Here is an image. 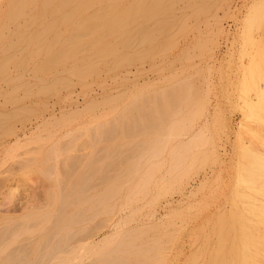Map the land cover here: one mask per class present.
I'll return each instance as SVG.
<instances>
[{
    "label": "rangeland",
    "instance_id": "rangeland-1",
    "mask_svg": "<svg viewBox=\"0 0 264 264\" xmlns=\"http://www.w3.org/2000/svg\"><path fill=\"white\" fill-rule=\"evenodd\" d=\"M3 1H0V204L3 205H0V231L7 232L6 236L10 237L11 232L20 226L24 225L23 227L27 228V226L34 225L36 219V226H33L28 234L17 238L19 241H16V244L23 240H26L24 243L32 240L38 243L41 240V243H44L55 234L53 233L55 231L47 229L49 226L44 222L50 221L49 223L54 225L60 223V215L56 213H60L58 209L60 202H57L56 198L58 195L56 191L60 189L52 185L51 181L46 182L45 177L49 175V172L52 175L60 173L64 160L62 159L64 155L60 156L61 148L70 143L68 134L76 133L81 134V139L85 138L77 145L78 148L70 153L72 158L80 160L78 161L79 167L89 160L90 156L105 162L104 166L108 163L109 168L103 171L104 174L95 178L97 179L95 184L98 185L99 182L101 184L98 185V190H105L107 187L105 182L102 183L101 178L104 180L112 176L113 179L118 176L122 180L113 182L109 186L113 189L124 186L122 191L123 193L128 191L127 196L130 194V189V191L133 189V195L135 194L133 199L130 197L132 192L129 196L135 204L130 203L132 200L127 199V196H121L124 200H121V197L115 200L114 205L118 207L113 205L115 208L113 207L114 211L112 210L113 213L111 212L109 217H97L91 223H83L84 233L88 230L92 232L95 229L93 226L97 225L101 232L102 230L104 232L118 222L122 223L120 232L124 233L131 226L142 221L149 222L147 226L155 221L156 223L154 225L152 223L148 228L149 231H146L148 236H152L157 228L163 229L168 243L162 251V259L157 264H246L245 259L250 260L253 246L251 238L246 237L248 240L245 241L246 239H242L243 236L240 235L246 236L244 228H247L250 234L260 227L264 228V224L257 227L254 222V220L259 221L264 218V205H261L264 204V189L262 190L264 183L259 184L260 189L258 185L250 187L249 184L241 181L240 175L243 171L242 158L239 153L242 147H246L264 158V0H211L210 14H201L197 19L188 17L185 31L180 34H172L171 31L168 35L171 37L166 39H169L168 42L151 58L134 61L108 74L100 71L92 75L93 77L90 75L84 85L72 78L71 88L68 90L61 88L57 94L47 96L37 93V84L31 87L22 85L25 83L22 81H33L30 76V65L35 59L33 56L40 52L41 48L32 44L29 37L24 38L19 45L16 40L21 30L26 28L36 30L37 26L30 22V16L18 17V21H13L14 9L23 8V5L15 1L14 5L10 6L6 0ZM10 8H13L12 15L9 12ZM183 8L185 5L180 2L178 9L181 11ZM219 24L223 31H219ZM209 55L211 56L208 57ZM44 60L41 57L36 62L41 65L44 64ZM212 61L214 68L212 67L209 72L207 65ZM209 74L211 85L208 84ZM41 77L44 82L50 78L46 74H42ZM98 78H101L103 85L99 84ZM131 97L134 98L133 101L129 100ZM136 98L150 114L144 117L146 127H150L149 131L146 127L142 130L136 127L139 132L128 133L129 137L132 135L128 144L118 146L110 152L104 147L105 142L103 141L106 140L104 134L102 136L104 139L99 145L95 148L90 146L88 135L91 132L86 128L105 122L110 118L113 110H119L126 103L134 105ZM151 98L153 101L150 100ZM258 98L260 103L256 102ZM243 106L245 108L247 106L246 109L252 106L253 109L249 111L250 109L246 110ZM241 107L245 109V113ZM242 124L246 127H242ZM131 125L133 123L129 124ZM173 127L178 128L176 131H181L172 133ZM156 129H159V132L163 130L160 137L164 142L162 141L163 143L159 145L162 147L159 158L149 161L141 168L127 170L126 166L131 155L137 152L135 150L147 145L153 138V131H157ZM247 133L249 136L246 135ZM241 140L242 143H239ZM48 142L53 146L52 144L50 146ZM54 145H57L55 147L58 149L57 154L48 163L49 166L55 163L56 166L46 172L48 164L43 163V154L49 148H54ZM185 147L188 149L183 150ZM61 153L64 154L63 151ZM107 155L110 156L105 159ZM153 162H157L158 166H155L157 167L155 171L153 170L155 174L150 172V167L148 168ZM112 168L116 171L111 170ZM145 169H148L146 172L151 173L149 177L151 180L148 183L150 185L145 188L147 196L143 191L137 192V185L132 184L146 175ZM61 170H63L62 167ZM134 170L137 171L136 173L139 172L141 177L138 173V178ZM142 172H144L143 176ZM129 173L132 175H128ZM152 175H154L153 178H151ZM125 176H127L126 179ZM43 178H45L44 181ZM129 178L134 181H127L130 180ZM155 180L157 183L161 182L162 186L160 183L157 185ZM117 182L119 184L121 182L120 186ZM127 182L132 186L130 187ZM189 192L193 193L187 198L185 195ZM6 195L9 196V205L3 201ZM47 195L51 197L46 198ZM125 198L126 202L130 201V204H126ZM30 200L34 208L30 207L27 210L25 209L26 202ZM45 200H49V203ZM117 201H122L124 206H121V203L119 206ZM242 202L246 205H242ZM7 206L16 207V211L6 218L4 210ZM241 208L244 210L241 211ZM248 212H251L250 216L246 214ZM218 216L220 218H217ZM240 216L241 219L249 218V221L252 219L253 223L250 222V224L246 220L250 225L246 226L247 223L244 225L246 221L242 223ZM9 217L11 219H8ZM104 219L109 221L106 224L107 227L110 225L108 228L103 226ZM222 226L225 228L223 229ZM6 228L11 229L8 230L9 233ZM250 234L248 233L247 236ZM234 237L235 239H232ZM243 242L245 245L246 242L248 244L247 247L243 245L244 249L241 245ZM15 245L11 246V249ZM110 246L111 244L103 245V248L97 251L100 252ZM248 249H251L250 258L246 255L247 253L242 256V253L247 252ZM95 250L80 251L77 249L70 264H97L94 262ZM2 261L0 260V264H5V261ZM15 263L20 264L18 261L13 264Z\"/></svg>",
    "mask_w": 264,
    "mask_h": 264
},
{
    "label": "bare ground",
    "instance_id": "bare-ground-1",
    "mask_svg": "<svg viewBox=\"0 0 264 264\" xmlns=\"http://www.w3.org/2000/svg\"><path fill=\"white\" fill-rule=\"evenodd\" d=\"M0 1H3V0H0ZM6 1L8 2V4L10 6L14 5L15 1H16V3H21L23 5V8L14 9V14L12 17L13 21H18V17L30 16L31 17L30 22H32L33 24H36V26H37L36 30H28L27 28L24 30H21L20 31L21 33L20 32L18 33L19 36H18V39L16 40V42H17V45H19V43L21 41H23L24 38L29 37L31 39L32 44H36V45L40 46V48H41L40 52H37L33 56V58L35 57V59H33L31 65H30V72H31L30 76L33 78V81L32 82L22 81V82H25L24 84L22 83V85H24L25 87H28V86L31 87V85L37 84V86H38L37 93H42L46 96L57 94V92L61 88L68 90L69 88H71V84H72L73 79H75L78 83L84 85V82H86L87 77L90 75L92 76L94 74H98L100 71L108 74L109 72H114L117 69L123 68L125 65L132 63L134 61H141L145 58H147V59L151 58L154 54H156L157 52H160L162 50L161 47L164 46V44L166 42H168L169 39L168 40H166V39L169 37L168 35L170 34L171 31H172V34L173 33L174 34L175 33L180 34V33H183L185 31V29L187 28L188 17L191 16V17L197 19V17L200 16L201 14H206V13L210 14L211 10H212V6L209 5L211 0H6ZM180 2H182L185 5V8H183L181 11L178 9ZM226 11H228V10H226ZM9 12L12 15L13 8H10ZM219 31H223L221 25L219 27ZM210 54H212V53H210ZM210 56L211 55H209L208 57H210ZM41 57L43 60L45 59L44 60L45 62H43L44 64L39 65L36 61L41 59ZM213 64L214 63L212 61V62H209V64L207 65V67H208L207 69L209 72L212 70L211 69L212 67L214 68V66H212ZM42 74H46L50 77L48 79V81L44 82L43 77H41ZM98 81H99L100 85L104 84L102 82L101 78H98ZM208 84L211 85L210 74L208 75ZM159 95H161V93ZM165 95H168V94H165ZM182 96H181V98H183ZM162 97H164V96H162ZM134 98H135V96H134ZM134 98L131 97L129 100L133 101ZM137 99L138 98H136L134 105H132L131 103H126L127 102L126 101L125 102L126 104H124L119 110H113V112L111 111L112 115L111 116L109 115L110 118L107 119L105 122H101V123H97V124L94 123L95 125H92V126L86 128L91 132V133H89L90 135H88V141L90 142L89 145L95 148L97 145H99L101 143V140L104 139L102 136L106 135V137H105L106 140L103 141V142H105L104 147H106V149L109 150V152H110V150L117 149L118 146L120 147L121 145L128 144L129 138L131 139V136H132L131 135L129 137L128 133L132 134V132L134 133V132L138 131V129L136 127H139V130H140V128H141V130L143 127L145 128L146 125L144 122V120H145L144 117H146V115H150V114L146 112L147 110L144 109L143 105L141 103H139L138 102L139 100H137ZM150 100L153 101L152 98ZM96 101H98V100H96ZM256 102L260 103L259 98ZM248 104L252 105L251 103H248ZM162 105H163V103H162ZM242 105H244V104H242ZM250 105H248V107H250ZM244 106H243V108H245ZM253 106H255L254 103H253ZM93 107H95V106H93ZM248 107L246 106V108H248ZM243 108L241 107V110L245 113L246 108L245 109H243ZM249 109H246V110L251 111L253 109L252 106ZM149 111H150V109H149ZM155 111H157V110H155ZM161 111L164 112V110H161ZM157 114H158V112H157ZM161 114H164V113H161ZM159 115H160V113H159ZM178 118H181V117H178ZM182 120H183V117H182ZM148 122H149V120H148ZM130 123L131 124L133 123V125L129 126ZM181 124H182V122H181ZM240 124H239V126H241ZM243 126L246 127V125L242 124V127ZM177 127H175V128L173 127L172 133L179 128V127L178 128ZM148 128L150 129L149 126H148ZM148 128L146 129L147 131H149ZM158 130L153 131V133L151 132L153 135V138L151 140H149V142H148L149 144L147 143V145L144 146L143 148H141L139 150H135L137 152L135 154L131 155V158L129 159V163H127L128 165L126 166L127 170L131 171L132 169L141 168L144 166V164L146 166V164L149 161H153V159H155V158H156L155 160H157L159 158L160 153L162 151V147H159V145H161L160 143H163L164 140H162L163 138L161 139V137H160V135L162 136L163 130H162V132L161 131L159 132ZM245 130H247V129H245ZM180 131L178 130L176 132H180ZM139 134H141V133H139ZM69 135H70V143L67 144L66 146L63 145L64 150H63V148H61L64 154L61 153L62 151L61 152L59 151L60 156L64 155V157L62 158V159H64L63 163H62L63 166H61L63 170H61V167H60V173H56L55 175L50 174L49 170L52 169L53 167L55 168L56 165H54L55 164L54 163V164H50V166H49V163H48L55 156V154H57L56 150H58V149L55 148L57 145H54V148H49V150H47L45 152V154H43V158H44L43 163L48 164L46 172H49L48 173L49 175L45 174L46 179L43 178V181H44V179L46 180V182L51 181L52 185H54L55 187H58L60 189L59 191H56L58 194L56 197L57 202H60V208H58V209H60V213H58V212H56V213L60 215V223H57L56 225H54L53 223H49L50 221L44 222V224H47L49 226V227H47V229L55 231V232H53L55 234L54 235L51 234L52 236H50V239L46 240L45 242H44V240H42L44 243H41V240H40V243H38L36 241L33 242V240L29 241L28 243L27 242L24 243L26 240H23V242L16 244L17 238H19L22 235L28 234L29 231H31V229L33 228V226H36L35 225L37 222L36 219L34 220L35 221L34 225L27 226V228H24L23 227L24 225L22 226L23 228L20 226L21 229L19 227L18 229L11 232L10 237L6 236L7 232L4 233V232L0 231L1 232L0 233V255L3 254L2 259H0V260H3L2 262L5 261L4 262L5 264H13L14 262H17V261L20 264H70L72 261V258L75 256L74 254H75L77 249L80 251H83L85 249H96L95 253H94V259H95L94 262L97 264H128V263H130V264H157L159 262V260L162 259V255H163L162 251L165 250V247L168 243L165 239V233H164L163 229L157 228V229H155L154 234L152 236H148V232H146V231L148 230V228L151 226L152 223H153L152 225H154V223H156L155 221L148 224V226H147V223H149V222H143L142 221L141 223H138L136 225L131 226V228H129V230H126V232H124V233L120 232V228H121L120 224H122L120 222H118L117 224H114L112 227H109L110 226L109 225L108 226L109 229L107 231H104V232H103V230L101 232L100 227L97 225L99 227L98 229L96 228L97 226H93L95 229H93L92 232L90 230H88L89 231V232L87 231L88 233L87 232L84 233L85 225L83 226V223H85V222L91 223L94 220H96L97 217L98 218H100V217L106 218L112 212V210L114 211V208L117 206V205L116 206L114 205L115 200L117 198L120 199L121 196L126 197L127 196L126 192H128V191L124 192L125 194L123 193L122 189L124 186L121 188V186H120L121 182H120V184L117 182V184H119L120 188L113 189L109 186V184H113V182L122 180L118 176H115V178H113V179H112V176H111V178L106 177L104 180L101 178L102 183L105 182L104 184H105V186L107 185V187L105 190H98L99 189L98 185L100 184V182L98 185H96L95 180H97V179H95V178H97V176L99 177L103 173V171H105L109 168L108 163L106 164V166H104L105 162H101L102 161L101 159H100L101 161H99L96 158H94V156H90L89 160H87L85 163L82 164V166L79 167L78 161H80V160H77L76 158H72L70 153L73 152L74 149L76 150V148H78L77 145L80 144L81 140L84 141L85 138L81 139L82 138L80 136L81 134L77 135L76 133L75 134L74 133L68 134V136ZM246 135H248V133ZM168 137H169V135H168ZM43 139L45 141L47 140L45 138H43ZM51 139H49V140H51ZM164 139H166V138H164ZM243 141H244V139H243ZM250 142H251V140H250ZM48 143L51 146L52 143H50V142H48ZM239 143H242V140L239 141ZM52 146H53V144H52ZM248 146H251V145L248 144ZM178 147H179V145H178ZM177 148H174V149H177ZM100 149H101V147H100ZM186 149H188V148H186V147L183 148V150H186ZM174 151H176V150H174ZM189 153H188V155H189ZM239 153H240L241 158H242L241 167H242V171H243L242 175H240L241 181L245 182L246 184H249L250 187H254L256 185H258V187H259V184L264 183V158L260 157V155L259 156L256 155L252 151L251 148L242 147L240 149ZM109 156L110 155L105 156V159ZM129 156H130V154H129ZM59 158H61V157H59ZM176 159L179 160L178 158H176ZM187 159H189V157ZM185 160H186V158H185ZM37 161H38V159H37ZM125 161H126V159H125ZM54 162H55V160H54ZM181 163H182V161H181ZM181 163H180V167H181ZM156 164H157V162L156 163L153 162L151 164V166H148V168L150 167L149 168L150 172L152 171V173H154L155 168L158 167ZM155 166H157V167H155ZM170 166H172V165H170ZM117 168H119V167H117ZM88 169H89V173L86 174V171ZM113 169L114 168H112L111 170H113ZM146 170H148V169H145V172H146ZM113 171H116V169ZM135 171L136 170H134L133 172H135ZM52 172H53V170H52ZM136 172H135V174L137 176V174L139 172L138 173H136ZM140 172H141V170H140ZM150 172L147 171L145 174L148 175V173H150ZM38 173H40V172H38ZM132 173H129L128 175H132ZM143 173L144 172H142L141 175ZM118 174H120V173H118ZM113 175H115V174H113ZM133 175H134V173H133ZM146 175H144V177H141L140 173H139V176L141 178L138 179L137 181L135 180L137 182V184L134 180L131 179L133 176L131 178H129L130 180H127V181H132V182L134 181L135 184L132 182L131 183L133 185H137L136 186L138 188L137 192L140 193L143 191L144 194H146V196H147V193H145V192H147V189L145 190V188L150 185L148 183H150L149 180H151L149 178L151 173L148 176H146ZM153 176L154 175H152L151 178H153ZM126 177L127 176H125V179H126ZM134 177H135V175H134ZM137 177H135V178H137ZM98 180H100V178ZM158 183H160V185L162 184L161 182H158ZM158 183L156 181L157 185H158ZM127 184H130V183L127 182ZM154 184H155V182H154ZM154 184H153V186H154ZM156 184L154 186L155 188H156ZM125 186H126L125 188L128 189V186L127 185H125ZM129 186L131 187L132 185L130 184ZM136 187H135V190H136ZM158 187H160V186H158ZM125 188H124V190H126ZM247 188L249 189V187H247ZM263 189L264 188H262V190ZM130 190H129V193L131 194L133 189H132V191H130ZM148 190H149V188H148ZM249 190H251V189H249ZM253 191H255V190L253 189ZM137 192H136V194H137ZM192 193L193 192H189L185 196L188 198L192 195ZM8 194H10V193H8ZM50 194L52 195V193H50ZM130 194H129V196H130ZM51 195H49V197H51ZM132 195H133V192L130 196L133 199L135 194L133 196ZM129 196H127V199L129 198V200H132V199H130ZM146 196H145V198H146ZM45 197L49 198L48 195ZM122 197H121V200L122 199L124 200V198H122ZM127 199L125 198V202ZM151 199H152V197H151ZM129 200L126 202V204H128L130 202ZM251 200H253V199H251ZM3 201L7 202L8 203L7 205H9V202H8V201H10L9 196L6 195L3 199ZM45 201H47V200H45ZM31 202H32L31 200H30V202H26L27 204L25 206V209L29 210L30 207L34 208V205L32 206ZM121 202L117 201L118 205ZM132 202H133V200L130 203H132ZM251 202H253V201H251ZM242 203H243L242 205H244V204L246 205L245 202H242ZM248 203L250 204V202H248ZM248 203H247V205H248ZM255 203H257V202L255 201ZM255 203H254V205H255ZM126 204H125V206H126ZM238 204H240L239 201H238ZM251 204H253V203H251ZM0 205L3 206L2 203ZM120 205L122 206L123 204L121 203ZM261 205H264V204H261ZM245 207L247 208V206H245ZM257 207L259 208V206H257ZM139 208H140V206H139ZM141 208H143V207L141 206ZM228 209H231V207H228ZM249 209H250V206H249ZM42 210H45V209H42ZM116 210L117 209H115V211ZM231 210H229V211H231ZM243 210L244 209L241 208V211H243ZM4 211L7 215L6 216V218H7L8 216H10L9 215L10 213H12L13 211L14 212L16 211V207L13 208L11 206H9V207L7 206V208ZM224 211H226V209ZM229 211L227 213H229ZM256 211H254V212H256ZM258 211H259V209H258ZM30 213H31V211H30ZM56 213H54V214L57 215ZM236 213H238V212H236ZM250 213L248 212L246 214H248V216H250L249 215ZM231 214H233V213H231ZM32 215H33V213H32ZM221 215H223V214H221ZM224 215H226V213ZM236 215H239V214H236ZM24 216H25V214H24ZM227 216H230V215L227 214ZM253 216L254 215H252V217ZM261 216H263V214H261ZM261 216H260V218H261ZM217 218H220V216H218ZM242 218H243V216H242ZM254 218H255V216H254ZM256 218H258V217H256ZM8 219H11V218L9 217ZM239 219H241V216ZM48 220H49V218H48ZM241 220H243L242 221V223H243L246 220L249 221V218L246 220L245 219H241ZM251 220L252 219H250V221L248 223L252 222ZM263 220H264V218L259 219V221L254 220V222L257 224V227H258L259 225L261 226L264 224V222H262ZM216 221H217V219H216ZM247 221L244 222L243 224L245 225L247 223ZM107 222H109V221L104 219L103 220V226H106ZM32 223H33V221H32ZM248 223L246 224V226H249L251 224V223L250 224H248ZM259 223H261V224H259ZM24 224H25V222H24ZM254 224H253V226H256ZM25 225H27V224H25ZM38 225L41 226L40 224H38ZM200 226H201V224H200ZM108 227L106 226V228H108ZM54 228H55V230H54ZM224 228L225 227H223V229ZM251 228L253 229V227H251ZM244 229L246 230V232H245L246 236L240 235V236L244 237V238L243 237H241V238L246 239L245 241L248 240L246 237L251 238V244L253 246V249L251 248L252 249L251 258L249 255L251 253V249H248V250H246L247 252L242 253V256H244L243 254L247 253L246 255H248V257L250 258V260L248 259L249 261L248 260L246 261V259H245V263L246 264L247 263L248 264H264V228L260 227V229H256L254 231L251 230V231H253V232H251V234L253 233L252 237H250L251 236L250 232L249 231L247 232V228H244ZM8 230L9 229H7V231ZM227 230H228V228H227ZM9 231H8V233H9ZM39 231H41V230H39ZM170 232H172V231H170ZM232 232H234V231H232ZM248 233L250 234L249 236H247ZM227 235L228 234H226V236ZM45 236H46V234H45ZM43 237H44V235H43ZM38 239H40V238H38ZM232 239H235V237ZM242 239H241V241H242ZM220 240H222V239H220ZM249 241H250V239H249ZM244 242H243V244H241L242 248H243V245H244V247H247L246 245H248L247 242H246V245L244 244ZM109 244H111V246L109 248L102 250L100 252L97 251V250L103 248V245L106 246ZM221 244H223V243H221ZM13 245H15V247H13L11 249V246H13ZM217 245H219V243H217ZM237 246H238V244H237ZM229 247L230 246H228V248ZM228 248H226V250H228ZM217 250H219V248H217ZM233 253H235V252L233 251ZM226 259H227V257H226ZM243 259H244V257H243ZM162 261L163 260H161V262ZM236 263H237V261H236ZM15 264H17V263H15Z\"/></svg>",
    "mask_w": 264,
    "mask_h": 264
}]
</instances>
